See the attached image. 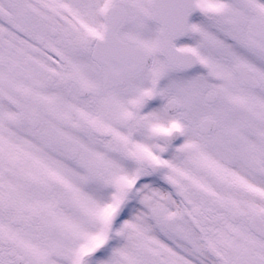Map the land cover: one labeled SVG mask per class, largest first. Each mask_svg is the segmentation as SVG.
<instances>
[{
	"label": "snow or ice",
	"instance_id": "snow-or-ice-1",
	"mask_svg": "<svg viewBox=\"0 0 264 264\" xmlns=\"http://www.w3.org/2000/svg\"><path fill=\"white\" fill-rule=\"evenodd\" d=\"M0 264H264V0H0Z\"/></svg>",
	"mask_w": 264,
	"mask_h": 264
}]
</instances>
